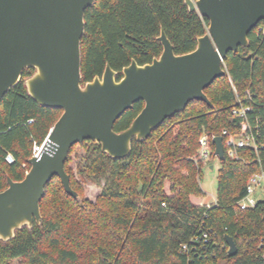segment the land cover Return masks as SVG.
I'll list each match as a JSON object with an SVG mask.
<instances>
[{
	"label": "trees",
	"instance_id": "1",
	"mask_svg": "<svg viewBox=\"0 0 264 264\" xmlns=\"http://www.w3.org/2000/svg\"><path fill=\"white\" fill-rule=\"evenodd\" d=\"M80 42L81 83L101 77L106 65L117 72L132 60L142 66L158 58L161 30L175 55L192 52L208 21L189 12L184 0H96L85 11ZM227 75L204 90L213 107L193 101L166 119L149 138L132 143L127 160H114L100 145L85 141L76 175L64 169L79 200L64 192L54 176L39 204L41 221L23 226L9 241L0 240V264H264V199L241 210L249 179L264 174V21L248 36V45L224 60ZM25 69L19 83L0 102V192L7 179L20 181L34 144H41L61 115L43 108L28 95ZM144 104L137 102L113 126L126 130ZM248 107L245 121L257 149L236 148V157L220 161L215 203L203 205L193 155L202 134L238 137L242 118L233 111ZM29 121H32L30 124ZM210 146L213 149L212 141ZM11 155L13 163L5 161ZM79 179V180H78ZM104 189L90 202L81 182ZM200 238L192 251L191 240ZM237 252L228 256L225 237ZM186 245L188 251L182 250Z\"/></svg>",
	"mask_w": 264,
	"mask_h": 264
},
{
	"label": "water",
	"instance_id": "2",
	"mask_svg": "<svg viewBox=\"0 0 264 264\" xmlns=\"http://www.w3.org/2000/svg\"><path fill=\"white\" fill-rule=\"evenodd\" d=\"M96 0H0V102L15 87L25 69H34L25 81L29 97L43 108L62 113L50 129L42 153L30 157L20 181L7 179L0 192V240L41 221L40 202L46 184L58 177L64 192L75 200L64 169L75 145L92 141L114 160H127L133 142H143L166 119L184 111L193 101L213 107L204 90L227 75L228 53L248 45V36L264 21V0H184L189 12L208 21L196 48L175 55L161 30L162 52L151 63L134 60L117 72L105 66L102 76L82 85L80 42L85 11ZM144 104L130 126L113 131L118 118L133 104ZM214 156L225 159L223 138L212 140ZM228 256L236 245L226 236Z\"/></svg>",
	"mask_w": 264,
	"mask_h": 264
},
{
	"label": "built area",
	"instance_id": "3",
	"mask_svg": "<svg viewBox=\"0 0 264 264\" xmlns=\"http://www.w3.org/2000/svg\"><path fill=\"white\" fill-rule=\"evenodd\" d=\"M224 65V63H223ZM249 110L248 107L246 108H241L239 110L233 111L234 115L240 117L243 119L241 122V129H240V134L238 137H233L227 133V131H222L220 134V137L223 138V145H224V153L229 156L230 158H235L236 157V148H244V147H251L252 149L256 150L258 147L255 144L253 138L251 135H249L248 132V126L245 121V115L246 112ZM32 121H29L28 123L30 124ZM217 136L211 135L210 137L202 134L200 138L198 139V150H197V156L201 161H209L210 158L215 157L214 156V147L213 149L210 146V142ZM46 142V138L44 141L37 145L34 144L32 148V155L31 157H38L44 148ZM216 158V157H215ZM5 161L8 164L13 163V158L11 155H7L5 157ZM27 173V172H26ZM257 189H261L264 191V174H257L252 176L249 179L247 188H246V195L245 197L241 200L239 203V208L241 210L249 209V208H254L257 200L254 198V194ZM208 237L207 233H202L201 237H196L195 239L191 240L192 242V251H196L197 247L193 246V243H199L200 238L206 240ZM182 250L187 252L188 248L186 245L182 246Z\"/></svg>",
	"mask_w": 264,
	"mask_h": 264
},
{
	"label": "rangeland",
	"instance_id": "4",
	"mask_svg": "<svg viewBox=\"0 0 264 264\" xmlns=\"http://www.w3.org/2000/svg\"><path fill=\"white\" fill-rule=\"evenodd\" d=\"M86 152L80 146H75L70 154L69 168L76 175V168L79 165H83ZM193 160L196 165L200 168V175L198 178L199 186L203 192L201 203L203 205H211L215 203L216 190H217V177L218 170L220 168V161L213 157L209 161H201L197 156V151L193 155ZM212 167V168H211ZM79 180V179H78ZM105 183L102 181L99 185L85 181L81 182L83 197L90 202H95L96 198L101 194L104 189ZM254 198L257 201L264 199V191L257 189ZM10 264H23L22 260L16 259L10 262Z\"/></svg>",
	"mask_w": 264,
	"mask_h": 264
},
{
	"label": "crops",
	"instance_id": "5",
	"mask_svg": "<svg viewBox=\"0 0 264 264\" xmlns=\"http://www.w3.org/2000/svg\"><path fill=\"white\" fill-rule=\"evenodd\" d=\"M212 168V167H211Z\"/></svg>",
	"mask_w": 264,
	"mask_h": 264
}]
</instances>
